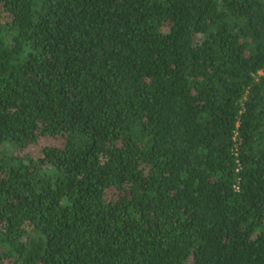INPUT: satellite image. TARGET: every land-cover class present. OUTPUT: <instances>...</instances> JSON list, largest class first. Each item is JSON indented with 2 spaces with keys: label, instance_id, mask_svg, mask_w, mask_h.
<instances>
[{
  "label": "trees",
  "instance_id": "trees-1",
  "mask_svg": "<svg viewBox=\"0 0 264 264\" xmlns=\"http://www.w3.org/2000/svg\"><path fill=\"white\" fill-rule=\"evenodd\" d=\"M0 264H264V0H0Z\"/></svg>",
  "mask_w": 264,
  "mask_h": 264
}]
</instances>
